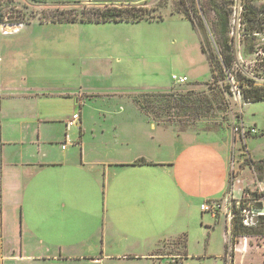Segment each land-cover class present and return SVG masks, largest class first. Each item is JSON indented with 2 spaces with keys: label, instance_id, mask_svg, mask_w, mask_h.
Segmentation results:
<instances>
[{
  "label": "rangeland",
  "instance_id": "374dc122",
  "mask_svg": "<svg viewBox=\"0 0 264 264\" xmlns=\"http://www.w3.org/2000/svg\"><path fill=\"white\" fill-rule=\"evenodd\" d=\"M227 2L232 78L226 73L224 80L213 82L201 50L202 41L207 52L211 49L220 59L217 19L208 0H0L5 20L14 14L23 18L17 25L0 23L3 109L14 102L4 94L27 91L40 95L43 116L69 121L77 113L83 119L84 145H75L80 133L74 126L66 132L73 142L66 153L85 152L86 161L100 163L83 166L81 198L87 202L60 216L66 256L79 257L80 264H167L158 257L144 258L156 249L159 255L177 258L184 239L182 264H224L225 226L222 221L216 225L209 213L201 215L196 205L206 201V187L212 190L225 172H238L240 162L249 157L264 160V101L246 103L237 86L244 78L264 87V35L246 39L241 17L238 21L233 16L234 0ZM104 7L140 8L144 18L138 23H41L60 12L79 17ZM173 76L186 77L187 83H175ZM78 93L80 97L74 95ZM133 93H147L141 98L146 117L133 103ZM171 94L178 96L168 97ZM9 117V111L4 112V118ZM59 127L51 128L52 136L59 134ZM10 135L16 137L11 129ZM112 135L119 142L129 138L128 144L110 143L109 151ZM224 138L228 153L220 149ZM60 143L44 147L45 161L62 158ZM186 145H192L190 158L183 154L177 159L174 154ZM18 149L12 145L8 150ZM137 154L166 166L126 175L118 181L127 183L126 192L119 188L114 195L111 188H103L105 180L112 183L121 176L114 171L113 177H105L108 161L130 160ZM174 161L177 165L169 166ZM185 162L188 166L182 167ZM246 168L244 179L249 177ZM91 174L99 185L96 191L85 188L93 182ZM188 189L195 193L190 195ZM45 234L25 239L35 246L51 243Z\"/></svg>",
  "mask_w": 264,
  "mask_h": 264
},
{
  "label": "crops",
  "instance_id": "0c3cea01",
  "mask_svg": "<svg viewBox=\"0 0 264 264\" xmlns=\"http://www.w3.org/2000/svg\"><path fill=\"white\" fill-rule=\"evenodd\" d=\"M26 92L4 94V97L14 101L13 105L5 110L2 106V98H0V264H80L79 257L66 256L67 251L60 232V216L65 215L67 208H70L71 212H75L76 207H80L82 203L87 202L86 198H81L83 166H97L100 163L94 161V159L93 161H86L85 152L80 153L78 156L66 153L67 147L64 150L61 149L64 151L61 159L45 161L44 159L48 157V154L44 147L53 142L59 144L61 139L65 138L66 132H70L74 126L66 129V120L56 121L51 117L41 115L37 103L40 95H32ZM74 95L80 97L79 93ZM20 100L23 103L21 106H19L18 102ZM76 102L77 106L80 107V100L76 99ZM135 106L139 110L136 104ZM8 111L10 117L5 119L4 112L8 114ZM139 113L146 117L140 110ZM147 121L149 122L148 119ZM55 124L60 126L59 129L61 131L57 136H52L51 128ZM151 125L154 126L152 123ZM75 126L79 128L80 133L75 145H84L81 138L84 128L81 116ZM10 129L16 137H11ZM109 139V151L110 143L113 146H117L120 143L127 145L129 141L128 138L119 142L118 137L114 135ZM232 139L233 143H235L236 138L232 137ZM222 140L224 143L227 142L225 138ZM71 143L73 142L70 141L68 145ZM12 145L18 146L19 149L15 152H10L8 149ZM190 148H192V145H186L174 155L178 159L185 154V159L188 160L191 156L190 152H188ZM228 148L229 144L227 143L225 147H220L226 153H228ZM16 155L18 157L17 161L14 160ZM125 157L128 158V154ZM141 159L145 163H137ZM112 160L114 159L108 161L104 168L105 177H113L114 171L120 172L121 176L116 179V182L110 183L109 179L105 180L102 186L107 189L111 188L114 195L116 190L119 191V188L125 190V192L128 190L127 183L120 184L118 182L124 178L126 179V175L138 176L145 172H152L144 167L166 166V164L157 161L146 160L145 155L138 154L130 160H119L115 161V163ZM244 162L239 163L238 172L230 174L225 172L221 179H216L211 185L212 190L210 186L206 187L202 191L203 198L206 201L204 203L199 201L196 205L200 214L209 213L216 221V225L221 223V221L223 222L225 226L224 242H226V245L235 236L232 234V222L229 223L226 220L227 207L224 201L228 199L235 204L242 199L251 198V193L257 187L264 188V176L259 182L256 174L251 169L248 170L249 177L243 178L247 171V166L243 165ZM176 165L177 162L174 161L169 166L174 167ZM181 165L182 167H187L188 162ZM91 177L93 182L86 183L85 188H94L96 191L99 186L98 182L94 175L91 174ZM217 181L218 183L215 186ZM188 192L190 195L195 193L194 189L190 191L188 189ZM261 201L264 208V198ZM218 202L224 204L221 205V209L215 214L201 210L203 205L210 206ZM26 220H30L29 225L26 224ZM62 221H64V218H62ZM30 222H32V227ZM43 232H47L45 237L49 238L51 243L44 244L41 242L38 246H35L26 242V235L32 238L33 234ZM254 235L264 237L263 234ZM251 243L252 247L248 252L236 255V264H264V238L258 240V242L252 240ZM185 249L186 244L183 239L182 254L175 257L183 258L186 253ZM159 252L161 250L156 249L144 259L150 260L158 257L161 260H167V264H173L176 259L172 258L173 255H162V253L159 255ZM91 263L99 264L97 260H93Z\"/></svg>",
  "mask_w": 264,
  "mask_h": 264
},
{
  "label": "trees",
  "instance_id": "16d2710c",
  "mask_svg": "<svg viewBox=\"0 0 264 264\" xmlns=\"http://www.w3.org/2000/svg\"><path fill=\"white\" fill-rule=\"evenodd\" d=\"M228 0H208L212 11L217 19L216 30V44L218 47L217 55L210 49L207 52L204 42L201 41V50L207 57L210 65L212 81L217 82L224 80L227 76L226 73L232 78V66L233 55L230 33V15L231 10L227 7ZM261 1L260 5L255 2ZM231 2V0H230ZM241 24L243 25V35L246 39L254 40L259 35H264V0H241ZM201 9H199L200 12ZM4 13H0V23L6 25H17L23 22V18L18 14L11 15L10 18L5 20ZM185 18L191 21L190 16L184 13ZM142 10L135 7H104V9L83 11L81 16L71 15L69 13L60 12L56 16H52L49 19H41V23L49 22L53 24H74V23H138L143 20ZM203 22L205 21L202 18ZM149 21V20H147ZM151 21V20H150ZM192 22V21H191ZM193 24V22H192ZM205 25V24H204ZM194 27V24H193ZM195 28V27H194ZM205 40V39H204ZM237 86L240 88V95L246 103H256L264 101V87L255 85V82L250 79H242L237 81ZM226 88H231V84L227 83ZM154 93V92H153ZM147 96V93H133L131 99L135 103L139 110L142 112L145 110V106L142 105L141 98ZM178 95H168V97L177 98ZM178 104V103H177ZM175 105V104H174ZM245 147V146H244ZM137 163H145L144 160H139ZM245 166H249L251 171L256 174L258 181L260 182L264 176V160L252 161L250 158L244 162ZM263 194L251 193V200L256 201L254 206L257 209L263 208L261 198ZM245 199L240 200L241 206L244 207ZM240 210L236 209L233 205L232 213L234 215L232 219V234L236 236L241 235H264V216L259 217L256 227L248 228L244 227L240 222ZM227 251V245L225 246V253Z\"/></svg>",
  "mask_w": 264,
  "mask_h": 264
},
{
  "label": "built area",
  "instance_id": "2783aa9c",
  "mask_svg": "<svg viewBox=\"0 0 264 264\" xmlns=\"http://www.w3.org/2000/svg\"><path fill=\"white\" fill-rule=\"evenodd\" d=\"M234 5H235V8L233 10V16L237 17V20L239 21L240 16H241V11H242L241 0H234ZM172 79L173 81H175V83H178V84L187 83L186 77L173 76ZM79 119H80V116L77 113H74L72 115V118L66 122L65 124L66 129H69L70 127L77 125ZM69 143H70L69 136L68 134H66L63 143H61V149L64 150L68 146ZM258 190L260 192H264V188H261L260 186L257 187L255 191H258ZM224 203L227 207L226 217L228 218V221L231 222L234 217L232 213V208H233V205H235L236 209L240 210L239 211L240 212V222L244 227H248V228L256 227L258 218L264 216V208L257 209L254 206V203H256V201L251 200L250 197L244 200L243 202L244 207L241 206L240 201L234 204V203H231L228 199H226ZM222 204L221 202H218V203H213L210 206L203 205L201 206V210L204 212H211L215 214L217 211L221 209ZM263 238L264 237L259 236V235H241V236L234 237L232 240L230 239L227 242V251L224 255V264H236L237 254L248 252L252 247V243H251L252 240L254 242H258V240L263 239ZM181 261H182V258H176L173 261V264H182Z\"/></svg>",
  "mask_w": 264,
  "mask_h": 264
},
{
  "label": "water",
  "instance_id": "95a60500",
  "mask_svg": "<svg viewBox=\"0 0 264 264\" xmlns=\"http://www.w3.org/2000/svg\"><path fill=\"white\" fill-rule=\"evenodd\" d=\"M197 4H198V1H197ZM200 9V8H199ZM200 12H201V10H200Z\"/></svg>",
  "mask_w": 264,
  "mask_h": 264
}]
</instances>
